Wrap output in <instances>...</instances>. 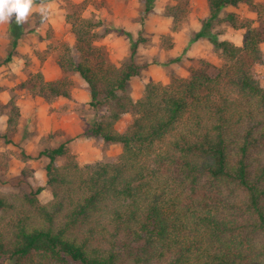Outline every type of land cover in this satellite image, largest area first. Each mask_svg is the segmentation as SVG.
Segmentation results:
<instances>
[{
    "label": "trees",
    "instance_id": "1",
    "mask_svg": "<svg viewBox=\"0 0 264 264\" xmlns=\"http://www.w3.org/2000/svg\"><path fill=\"white\" fill-rule=\"evenodd\" d=\"M153 2L144 0L141 30ZM207 3L192 40L206 38L222 64L148 82L137 100L127 86L144 66L135 57L145 38L101 17L69 15L74 43L58 64L86 82L100 112L88 133L122 151L114 163L80 166L58 164L65 143L40 150L52 197L40 200L41 187L0 192V264H264V87L252 70L264 61V3ZM241 5L256 26L227 11ZM222 22L244 29L240 45L213 32ZM6 28L10 62L25 26ZM110 32L129 41L119 65L96 44ZM64 85L40 89L67 97ZM128 113L133 119L117 130Z\"/></svg>",
    "mask_w": 264,
    "mask_h": 264
},
{
    "label": "rangeland",
    "instance_id": "2",
    "mask_svg": "<svg viewBox=\"0 0 264 264\" xmlns=\"http://www.w3.org/2000/svg\"><path fill=\"white\" fill-rule=\"evenodd\" d=\"M41 2L48 10L46 20L36 11ZM144 8V0H35L10 62H4L9 47L6 24L0 25V192L41 187L38 198L51 199L45 171L47 159L38 155L44 148L65 143L67 153L57 160L58 164L72 160L80 166L114 163L122 151L120 143L102 142L88 133L100 112L89 105L86 82L76 73L63 71L58 64V56L74 43L69 15L101 17L131 31L134 37L141 34L145 38L135 57L144 66L127 86L133 100L143 96L148 82L165 84L175 77H188L202 64H209V70L222 64L219 52L206 38L192 40L208 14L207 0H154L141 30ZM227 11H233L239 21L258 24L255 13L246 5ZM213 32L220 39L240 45L244 29L222 22L214 26ZM96 44L115 65L128 57L125 35L110 32ZM260 47L264 53V43ZM252 70L264 87V61L255 63ZM59 80L65 82L69 96H53L40 89L41 82ZM132 119L133 114L123 115L115 128L121 130ZM22 154L29 157L23 159Z\"/></svg>",
    "mask_w": 264,
    "mask_h": 264
},
{
    "label": "clouds",
    "instance_id": "3",
    "mask_svg": "<svg viewBox=\"0 0 264 264\" xmlns=\"http://www.w3.org/2000/svg\"><path fill=\"white\" fill-rule=\"evenodd\" d=\"M35 0H0V25L11 24L13 21L19 26L27 22L33 12ZM42 20L48 17V10L41 2L38 9Z\"/></svg>",
    "mask_w": 264,
    "mask_h": 264
}]
</instances>
